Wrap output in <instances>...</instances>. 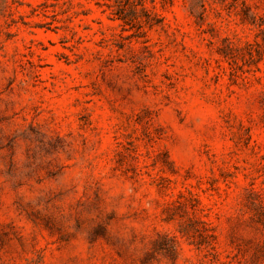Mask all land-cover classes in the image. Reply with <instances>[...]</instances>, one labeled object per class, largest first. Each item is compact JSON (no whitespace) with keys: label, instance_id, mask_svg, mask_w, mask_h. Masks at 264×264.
<instances>
[{"label":"rangeland","instance_id":"1","mask_svg":"<svg viewBox=\"0 0 264 264\" xmlns=\"http://www.w3.org/2000/svg\"><path fill=\"white\" fill-rule=\"evenodd\" d=\"M0 264H264V0H0Z\"/></svg>","mask_w":264,"mask_h":264}]
</instances>
